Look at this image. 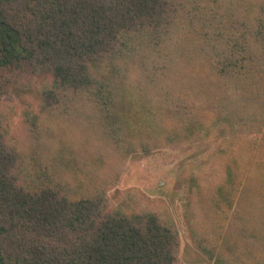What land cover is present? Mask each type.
Returning a JSON list of instances; mask_svg holds the SVG:
<instances>
[{
    "label": "trees",
    "instance_id": "1",
    "mask_svg": "<svg viewBox=\"0 0 264 264\" xmlns=\"http://www.w3.org/2000/svg\"><path fill=\"white\" fill-rule=\"evenodd\" d=\"M40 76L50 82L40 94L44 119L27 118L29 155L8 143L0 110V264H179L169 214L146 204L111 207L108 178L95 172L108 158L156 151L157 138L181 146L174 138L189 135L194 145L222 124L234 138H262L254 153L253 140L220 145L218 160L231 166L219 169L225 182L210 211H232L225 195L243 160L249 178L232 226L223 218L196 225L193 243L217 264H264V230L242 223L246 210L264 220V0H0V102ZM50 117L83 134L94 165L82 146L49 126L38 130ZM41 153L58 174L54 186L36 181ZM78 174L91 191L70 187Z\"/></svg>",
    "mask_w": 264,
    "mask_h": 264
},
{
    "label": "rangeland",
    "instance_id": "2",
    "mask_svg": "<svg viewBox=\"0 0 264 264\" xmlns=\"http://www.w3.org/2000/svg\"><path fill=\"white\" fill-rule=\"evenodd\" d=\"M95 69H102V66H95ZM47 82H50L49 76L36 77L26 86L25 82L19 83L16 89H11L8 96L3 97L0 102V110L4 119L3 126L8 143H17L25 155H29L31 152L29 143L34 133L27 123V118L32 116L31 122L37 124L44 119L40 94ZM55 118L50 117V121L45 126L41 124L42 126L38 127V130H45V127L49 126L59 138H69L68 140L74 148L78 145L82 146L83 139L81 140V138H83V134L78 132L77 128L73 132L67 131L69 129L67 123L60 129L57 124L61 121ZM138 125L142 127V130H145L143 122L139 121ZM53 126H57V129ZM169 127H174L180 131L179 134H183L181 131L182 126L166 124V128L169 129ZM234 137L235 134H233L232 129L225 124L215 126L208 139L205 138L204 141L196 142L194 145L191 144V136L189 135H183L179 139L174 138V141H178L181 146H174L173 144L169 147H166L165 138L160 137L157 138L158 149L156 151L149 154L135 155L127 162L119 158H108L103 164L99 163L95 175L108 178L106 190L111 207L125 204L126 206L146 204L169 214L178 233L179 264H217L215 260L210 259L194 245L192 235L196 225L198 227L215 225L216 227L218 223L221 224L222 218L226 219L225 226L228 227L229 224L232 226L234 217L238 214H235L238 206L237 201L239 195L245 191L244 185L249 178L248 173L251 166H248L250 161L244 163L243 160L239 168L234 167L236 169L234 171L239 175L235 173L233 175L234 184L231 187L232 189L228 190L231 197L228 194L225 195L226 198H232V211L227 217L226 214L221 213L216 216L215 212L212 211L216 205L215 202L219 199L217 190L224 184L226 177V173L223 170V172H219V169L221 170L228 164L231 166V162L228 163L224 159L218 160V150L223 142L245 139L254 141L251 145V152L254 153L259 147L262 136ZM89 150H91V147L82 146L80 153L82 157H86L85 164L87 167L95 162ZM47 153H41L39 156L40 162L36 164L34 174L38 184L44 181L43 183L54 186L59 178L58 174L52 172L53 164L45 159ZM245 158L246 160L251 159L252 156H245ZM25 163L28 166L29 162L25 161ZM120 164H126L125 169L120 167ZM115 165H118V167H115ZM29 167L32 170L30 164ZM120 171L122 172L121 175L115 173ZM64 173L72 175L67 170ZM92 178H94V175ZM87 179V175L78 174L74 176V180L68 179V181L71 182L70 187L74 190L91 191L93 187L83 186L87 183ZM238 182L241 185L240 187L237 186ZM132 196L140 197L143 203H128V197ZM211 200H213L212 204ZM223 203H225V200L219 202L221 209L225 208ZM247 211L242 213L244 215L242 223L248 221L251 231L254 230L253 224L259 225L264 230V220L258 219L257 215L254 216L250 212L248 215ZM262 215L264 216V212ZM204 221L206 222L204 223Z\"/></svg>",
    "mask_w": 264,
    "mask_h": 264
}]
</instances>
